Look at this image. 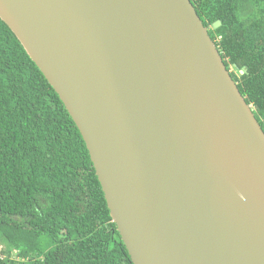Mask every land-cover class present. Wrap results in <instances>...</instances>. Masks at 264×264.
<instances>
[{
    "label": "water",
    "instance_id": "obj_1",
    "mask_svg": "<svg viewBox=\"0 0 264 264\" xmlns=\"http://www.w3.org/2000/svg\"><path fill=\"white\" fill-rule=\"evenodd\" d=\"M0 17L78 126L134 264H264V129L191 0H0Z\"/></svg>",
    "mask_w": 264,
    "mask_h": 264
},
{
    "label": "trees",
    "instance_id": "obj_2",
    "mask_svg": "<svg viewBox=\"0 0 264 264\" xmlns=\"http://www.w3.org/2000/svg\"><path fill=\"white\" fill-rule=\"evenodd\" d=\"M191 1L264 129V0ZM0 247V264H134L78 126L1 17Z\"/></svg>",
    "mask_w": 264,
    "mask_h": 264
},
{
    "label": "rangeland",
    "instance_id": "obj_3",
    "mask_svg": "<svg viewBox=\"0 0 264 264\" xmlns=\"http://www.w3.org/2000/svg\"><path fill=\"white\" fill-rule=\"evenodd\" d=\"M1 248V247H0Z\"/></svg>",
    "mask_w": 264,
    "mask_h": 264
}]
</instances>
